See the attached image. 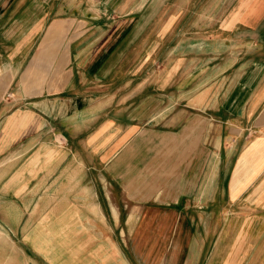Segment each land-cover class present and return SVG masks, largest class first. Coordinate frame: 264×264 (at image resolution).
Listing matches in <instances>:
<instances>
[{
    "label": "crops",
    "instance_id": "1",
    "mask_svg": "<svg viewBox=\"0 0 264 264\" xmlns=\"http://www.w3.org/2000/svg\"><path fill=\"white\" fill-rule=\"evenodd\" d=\"M169 1L0 0V264H264V0ZM145 37L183 102L142 116L164 127L106 97ZM79 114L104 115L85 154Z\"/></svg>",
    "mask_w": 264,
    "mask_h": 264
},
{
    "label": "rangeland",
    "instance_id": "2",
    "mask_svg": "<svg viewBox=\"0 0 264 264\" xmlns=\"http://www.w3.org/2000/svg\"><path fill=\"white\" fill-rule=\"evenodd\" d=\"M187 1L194 2V6H198V0H170L169 2L172 3L174 2L176 7H180ZM202 10L196 8L195 10L192 9L186 11L192 14L191 17L194 16L198 17L199 12ZM172 12L175 13L176 11H171L170 15ZM163 13L162 15H160V18L165 17L166 12L165 15ZM146 42L148 41L147 38L145 37L139 43L137 44L135 43L134 45H132L129 49L130 51L125 55L124 60L117 63L116 65L117 67L115 70L116 72L115 77L111 78L110 84L105 83L104 85L105 88H107V91L108 88H110V85H113L114 87H116V89L113 91L114 93H111L109 96L107 95L106 97H113V99H115V103L111 107L115 108L116 109L115 112L118 114L123 113L125 111L126 104H128L129 101H132V106L127 111H130V113H132V116H136L137 118L140 119L139 121H141L142 124H139V126L141 127L147 126L151 128H157L158 126L164 127V125L168 124L169 121H163L162 124L156 125V120L160 118L159 116L155 120H151V121H147V119H143L142 116L143 115L145 116L147 112L151 116L152 114H156L155 112L158 113V111H161V109H165V107L172 109L173 105L177 108L178 106H182L183 102L179 103L180 100H178L177 92L174 89L163 90V91L158 90L157 92L154 90L157 82H161L162 79L166 77V75H162L161 73H163V71L165 72L166 67L169 68L171 65L167 54L168 51L165 48L166 47L165 45H167V43L162 44V47H164L162 57L160 59L156 58L155 60L154 58H149L151 47H148L150 43L146 44ZM142 48H144V51L142 50ZM144 53L145 55L143 56ZM162 66L163 68L160 69V67ZM217 73L218 72L216 71H211L209 75L205 73L204 78H203V73H195V74L191 73V76L195 77L198 86V85H202L204 80L205 79L207 80L208 77H211V79L214 80V78L218 75ZM186 77H187L186 74H178L175 75L173 80L175 83H177L178 79L185 81ZM84 82L85 83L81 88V90H83L84 92H91L94 90V88L98 87V83L95 80L93 82H86V81ZM145 87H151V88H149V90L145 92L143 91ZM106 97L103 100L104 102L109 101L106 100ZM142 101L143 103L145 101V108L143 104V107L141 109ZM146 101L148 102L146 103ZM223 101L224 99L221 97L219 102L217 103L214 102V104H209L208 106H212L214 108V111H216L215 109L219 108L221 106L220 104H222ZM181 108H183V106ZM206 111L208 113H203V115L205 114L209 116L213 115L212 109L207 108ZM199 113L202 114L201 111H199ZM99 114L95 115V117L92 119H89L88 117L82 118L80 117L81 116L80 114L78 117L75 115V119H71L74 120L73 127L70 128L71 137L72 139L76 140L74 144L77 146L79 151L81 150L83 154H85L83 143L85 140H87L86 136L88 135V133L94 130L93 127L95 128L97 121L104 116L102 114L101 115ZM214 118L217 119L213 121L214 122L213 126L215 131L214 134H216V137L221 136L220 130L222 129L221 128L222 122L220 121V119L222 120V118L220 119L218 117H214ZM242 122H243L242 119L236 118L235 121H231L230 123H233L234 125L237 126L236 129H239L238 127L242 126L241 125ZM228 125L229 124H224L223 131H227L228 129H230V126ZM80 135L83 136L80 137ZM209 141L210 140L206 141L205 144L209 145L210 144ZM90 157L91 156H89V158ZM206 175L207 173L205 174V177ZM220 187H222V185H220ZM210 239L212 241L211 235H210ZM90 243L91 241H86V243H83V245L85 247L86 246L88 247ZM75 244L76 243L73 242L74 251H75ZM121 246L123 245L121 244ZM86 252H83L84 255L86 254ZM129 253L131 254L129 248L126 246V254L128 255V257L130 255ZM85 257H87V255H85ZM76 260L77 259L75 258L74 264H76Z\"/></svg>",
    "mask_w": 264,
    "mask_h": 264
}]
</instances>
